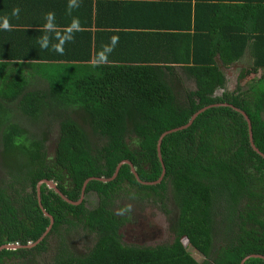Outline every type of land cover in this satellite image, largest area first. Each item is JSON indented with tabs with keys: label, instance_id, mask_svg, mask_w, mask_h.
Wrapping results in <instances>:
<instances>
[{
	"label": "trees",
	"instance_id": "16d2710c",
	"mask_svg": "<svg viewBox=\"0 0 264 264\" xmlns=\"http://www.w3.org/2000/svg\"><path fill=\"white\" fill-rule=\"evenodd\" d=\"M234 1L81 0L73 15L84 31L65 44L63 55L40 48L39 28L0 30V152L10 160L0 179V245L36 242L1 249L0 261L12 256L39 264L36 257L50 236L58 242L50 264H239L249 254L264 256V158L249 145L238 111L210 106L188 126L166 133L159 183H141L128 163L112 177L116 164L127 160L140 180H156L158 136L217 103L246 114L253 144L264 154V72L249 78L264 71V0ZM39 2L55 12L58 25L70 22L67 0H28ZM8 4L0 0V17ZM47 12L40 14L42 25ZM113 35L119 42L109 64L92 67ZM244 52L250 62L239 67L235 87L227 90L225 68ZM181 78L194 87L184 88ZM54 125L48 157L46 134ZM41 179L72 202L85 182L83 194L94 192L97 203L86 208L84 199L67 202L42 183L39 206ZM119 192L170 215L168 240L123 244L119 228L128 217L112 209ZM168 196L173 215L164 207ZM41 208L52 217L47 231ZM77 227L93 236L81 254L66 244Z\"/></svg>",
	"mask_w": 264,
	"mask_h": 264
},
{
	"label": "rangeland",
	"instance_id": "374dc122",
	"mask_svg": "<svg viewBox=\"0 0 264 264\" xmlns=\"http://www.w3.org/2000/svg\"><path fill=\"white\" fill-rule=\"evenodd\" d=\"M249 63L248 60L242 57L241 62H235L238 66H245ZM244 64V65H243ZM264 71H258L256 74L253 73L249 76L251 79H255L256 76ZM236 74L237 69L234 66H229L225 68V85L227 90H233L236 84ZM179 80V81H178ZM177 82L180 85L182 80L184 88H193V83L191 81H185L183 78L178 79ZM222 88H218L215 91L219 93ZM178 95L182 94L181 87L175 90ZM57 129L56 125L49 128L46 134L45 149L46 154L50 157L53 154L54 141L56 140ZM0 152V179L3 177L5 170L10 165L9 159H2ZM2 159V160H1ZM65 185V184H64ZM28 190V189H27ZM82 198L84 201V206L86 208L94 207L97 203V196L94 192H88L83 194ZM115 200L113 204V212L116 215H122L128 217L127 222L122 225L119 229L120 239L123 244H134V245H147L156 244L168 240V217L162 208L158 204L152 205L150 202L138 201L137 198L130 196L129 194H122L119 192L115 195ZM168 200L165 201L164 207L172 215L174 213L173 204L167 197ZM127 209V210H126ZM93 242V236L87 234L83 229L77 227L75 234H70L66 240L68 248L73 254H81L86 249H88ZM57 238L50 236L48 238L47 246L45 250L36 257L37 263L39 264H50L52 256L57 248ZM187 250L191 255L197 260L202 259L201 255L197 254L192 248L188 247ZM8 264H32L31 262L24 261L22 259H16Z\"/></svg>",
	"mask_w": 264,
	"mask_h": 264
},
{
	"label": "clouds",
	"instance_id": "9594fccd",
	"mask_svg": "<svg viewBox=\"0 0 264 264\" xmlns=\"http://www.w3.org/2000/svg\"><path fill=\"white\" fill-rule=\"evenodd\" d=\"M80 6L81 0H67L66 14L71 17V20L67 25L64 26H60L56 23L55 12L49 11L45 14V23L38 29V31L43 33V35H41L37 41L40 48L48 49L51 47L53 51L59 53L60 55L64 54L65 44L74 42L75 34L84 31V27L81 24L80 18L73 15L74 10L79 9ZM19 14V6H14L10 15L0 17V30L13 31L15 26L11 23V19H19ZM118 42L119 37L113 35L110 38L109 43L103 44L95 57L92 58L91 66L99 67L109 64L108 57L115 50Z\"/></svg>",
	"mask_w": 264,
	"mask_h": 264
},
{
	"label": "water",
	"instance_id": "95a60500",
	"mask_svg": "<svg viewBox=\"0 0 264 264\" xmlns=\"http://www.w3.org/2000/svg\"><path fill=\"white\" fill-rule=\"evenodd\" d=\"M217 105L228 106V107L232 108L233 110L238 111V112L243 116V118H244V120H245V122H246V126H247V134H248L249 145L251 146V148H252L255 152H257L259 155H261V156L264 158V154L261 153V152H260V151L254 146V144H253V141H252V135H251L250 122H249V119H248V117L246 116V114H245L242 110H240V109L236 108L235 106H233L232 104H228V103H217V104H211V105H207V106H203V107L199 108L197 111H195V112L189 117V119L187 120V122H186L185 124H183V125H181V126H178V127H175V128H172V129H169V130H167V131H164V132H162V133L158 136V138H157V140H156V153H157L158 160H159V162H160L161 170H160V174H159L158 178H157L155 181H140V179L137 177L136 172L134 171L133 167L131 166V164H130L127 160H121L120 162H118V163L116 164V166H115V168H114V171H113V173H112V177H114V176L116 175L117 170H118V168H119V166H120L121 164H123V163H128V164L130 165V171L133 173V175H135V177L137 178V180H139L141 183H146V184H155V183H158V182L161 180V178H162V176H163V174H164V165H163V163H162V161H161V158H160V152H159V146H160L161 138H162L166 133H168V132L175 131V130H178V129H182V128L188 126V125L190 124V122L192 121V119H193L198 113H200L201 111L205 110L206 108H208V107H210V106H217ZM110 178H111V177H110ZM110 178L99 177V178H96V179L101 180V181H105V180H108V179H110ZM89 179H91V178H88L87 180H85V182L88 181ZM85 182L83 183V185L85 184ZM42 183H45L49 188H52L56 193H58V194L60 195L61 198H63L64 200H66L67 202H70V203H78V202L80 201V199L82 198V196H83V185H82V189H81V192H80V198H79V200L76 201V202H72V201H69L64 195L61 194V192L55 187V184H54L53 182H51L50 180L41 179V180H39V181L37 182V184H36V196H37L38 204H39V202H40V198H39V186H40V184H42ZM39 206H40V204H39ZM41 210H42L43 214L49 218V224H48V226L46 227V230H47V229H49V227H50V225H51L52 217H51V216H50V215H49V214H48L43 208H41ZM43 234H44V232H43ZM43 234H42V235H43ZM39 239H40V238H39ZM35 243H36V242H32V243H27V244H25V245H20V244H15V243H10V244L7 243V244H2V245H0V250H1V249H14V248H18V247H30V246L34 245ZM249 257H259V258L264 259V256H262V255H259V254H249V255L244 256V257L241 259V261H240L239 264H242L243 261L246 260V259L249 258Z\"/></svg>",
	"mask_w": 264,
	"mask_h": 264
},
{
	"label": "crops",
	"instance_id": "0c3cea01",
	"mask_svg": "<svg viewBox=\"0 0 264 264\" xmlns=\"http://www.w3.org/2000/svg\"><path fill=\"white\" fill-rule=\"evenodd\" d=\"M8 1V5L2 7L1 12H2V16L5 15H10L12 8L14 6H19L20 8V14H19V19L16 18H12L11 23L15 26V28H39L40 26H42V22H43V18L40 15L42 12H47L48 9L46 8L45 5L42 4V2H39L37 5H33V4H28V0H7ZM213 3H217L218 1L224 2V0H212ZM226 2L228 4H234V0H226ZM10 9V10H9ZM49 10H51V6H49ZM37 16H40V18H38ZM34 20H37L39 22H34ZM33 22L36 23V25H33ZM92 29V28H91ZM244 58H246L248 60V62H250V57L248 55L247 52H244L243 56ZM242 57L238 60V62H241ZM244 65V64H243ZM232 66H234L237 71L239 69L240 66H238L237 64H233Z\"/></svg>",
	"mask_w": 264,
	"mask_h": 264
},
{
	"label": "flooded vegetation",
	"instance_id": "af4514ba",
	"mask_svg": "<svg viewBox=\"0 0 264 264\" xmlns=\"http://www.w3.org/2000/svg\"><path fill=\"white\" fill-rule=\"evenodd\" d=\"M133 169H134V168H133ZM134 171H135V170H134ZM136 175H137V174H136ZM163 175H164V174H163ZM134 176H135V175H134ZM137 177H138V176H137ZM162 177H163V176H162ZM161 179H162V178H161ZM140 181H142V180H140ZM154 181H155V180H154ZM160 181H161V180H160ZM160 181H159V182H160ZM159 182H158V183H159ZM145 184H146V183H145ZM155 184H157V183H155ZM96 196H97V195H96ZM82 199H83V198H81L80 201H81ZM78 200H79V199H78ZM80 201H79V202H80ZM125 222H127V220H126ZM123 224H125V223H123ZM121 227H122V226H121ZM119 229H120V228H119ZM45 230H46V228H45ZM47 230H48V229H47ZM47 230H46V231H47ZM28 243H32V242H28ZM26 244H27V243H26ZM30 247H31V246H30ZM16 259H21V258H14V257H12V256L9 257V258H5V257H3L2 260L0 261V264H8V263H11L12 261H14V260H16Z\"/></svg>",
	"mask_w": 264,
	"mask_h": 264
}]
</instances>
